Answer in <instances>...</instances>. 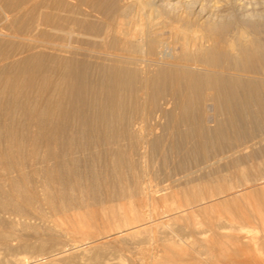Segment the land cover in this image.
<instances>
[{
    "label": "bare ground",
    "instance_id": "6f19581e",
    "mask_svg": "<svg viewBox=\"0 0 264 264\" xmlns=\"http://www.w3.org/2000/svg\"><path fill=\"white\" fill-rule=\"evenodd\" d=\"M211 1L5 0L32 42L0 71V264L215 262L207 149L215 111L264 119V10ZM190 151L200 166L153 183Z\"/></svg>",
    "mask_w": 264,
    "mask_h": 264
},
{
    "label": "rangeland",
    "instance_id": "374dc122",
    "mask_svg": "<svg viewBox=\"0 0 264 264\" xmlns=\"http://www.w3.org/2000/svg\"><path fill=\"white\" fill-rule=\"evenodd\" d=\"M230 1L229 0H226V1L225 0L224 1L223 0L222 1L212 0L211 3L212 4L215 3V6H217L218 8L223 7L224 9L225 8L227 9V7L229 6V3L227 2H230ZM241 1L242 3L245 2L246 5L251 6V8L255 10H259V9L264 10L263 8L264 0H240V2ZM236 2H238V0H236ZM6 7L7 5L5 3V0H0V25H1L0 26V29H1L0 30V56L2 57V58L0 57V71L5 69V66L10 65L14 59H17V57L20 58V56L22 55L24 56L25 55L24 53L26 52H23V51H26V45L32 42L30 39H27V38L20 39L19 37H16L13 34H10L13 32L12 30H14L16 26L12 22V19L8 21L4 20L3 16L5 15V13L10 12L11 14H13V10L8 12L6 10ZM226 12L224 11V13ZM237 28L241 29L242 26L238 25L236 26V29ZM2 45H4V47H2ZM14 48L17 51L16 50L14 51ZM23 48L25 50H23ZM2 49L4 52L1 51ZM9 49L11 50V53ZM9 53H10L9 56H11L10 59L8 56ZM215 112L217 114V115L215 114V119H217L215 120V125L217 126H215V132L212 133L214 134L213 139L215 143L214 142L210 143L209 149H207L209 155L211 151L212 152L214 151L213 153H211L210 156L215 155V166L213 167L215 170L213 168H205L208 171V173H212V174H209L208 177L212 176V177H209V179H211V181L213 182V186H215V206L212 208H209L207 211L202 212V214L213 213L215 215V218L212 219L213 222L215 223V235L213 234L211 230H207L206 233L211 238L215 237V254L217 255L219 254V256L222 255L221 256L222 258L221 260H217L219 256L218 258L216 256L215 262L206 261L205 259H202L203 263L200 262V264H250V263L251 264H264V230L261 228V224L259 220L260 217L264 216V193L261 192L259 195L258 194L255 195V193L251 192V189H249V187L254 186L255 184L261 182L259 177H262V179H264V126H261L263 124L264 119L261 116H260L261 118L258 119V116L256 115V117L251 116V120H250L249 118L250 116H248L246 125H248L249 123V126H246L247 129L241 128V129H244L245 131L242 130V132H240L241 129L236 130L237 128L234 127V124H235L234 121L231 119V117H230L231 121L229 120V115L226 112L221 111V110L215 111ZM230 122L231 124H228ZM219 123H222L224 125V131H219V129L217 128ZM225 124L227 125V127ZM254 127L257 129L255 130ZM225 129L227 131H225ZM244 132L246 133L244 134ZM173 134L174 133L171 132V130L167 132V136H168L167 138H168L169 143L173 142L172 144H175V142L178 143L183 140L182 137L176 134L174 135ZM192 134L197 135V133H192ZM169 135H170V139L173 137L172 140L169 139ZM195 135H192V137H194ZM182 152L184 153V151ZM182 152H178V155L176 152H173V153L169 152L170 155L165 156L163 158L164 161H159V164L157 163L156 164L157 166L155 165L156 167H154V174H153L154 184L162 185L164 183L165 176L168 172L171 173V175H175L177 172L181 171L180 170L181 167H182V170H195L197 166L201 165L200 162L205 158V154L203 155L200 151L198 152L190 151L188 153L186 152L187 154L185 153V157ZM200 153L202 155H200ZM172 155L176 156V157L174 156L176 160L173 159ZM200 156H204V158L201 157L200 159ZM178 160L181 161V166H177V162H174L176 163L175 165L174 163H172L173 161H178ZM178 167L180 168L179 170H177ZM189 167L191 169H189ZM192 167H194V169H192ZM165 168L168 170V172ZM172 169L174 172L172 171ZM210 169L212 170L210 171ZM156 170H157V173H156ZM204 170L203 172L206 171ZM207 171L205 172L206 174H207ZM203 172L202 174L206 175ZM213 174H214V177H213ZM121 176L122 175H120V177ZM126 176L127 174L124 173L122 177H126ZM228 184H232L235 186L243 185L245 188H248V189L244 192H240L237 194H228L226 193L225 190L224 191L218 190L223 187L225 188L226 185ZM260 186L264 187V183L261 184ZM145 207H142V208L149 209L148 206H147L148 208H145ZM242 225L245 226V228L239 229V226H242ZM236 235L240 236L239 240L242 241V244L246 243V245H242V248L243 246H245L244 250L243 249L241 250V246L239 249V246L237 245L228 244V243L225 244L226 242H229V240L234 238Z\"/></svg>",
    "mask_w": 264,
    "mask_h": 264
},
{
    "label": "crops",
    "instance_id": "0c3cea01",
    "mask_svg": "<svg viewBox=\"0 0 264 264\" xmlns=\"http://www.w3.org/2000/svg\"><path fill=\"white\" fill-rule=\"evenodd\" d=\"M259 220H260L261 228L264 230V216L260 217Z\"/></svg>",
    "mask_w": 264,
    "mask_h": 264
}]
</instances>
